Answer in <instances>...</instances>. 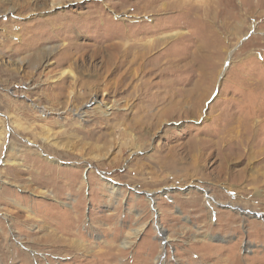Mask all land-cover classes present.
<instances>
[{
  "label": "rangeland",
  "instance_id": "rangeland-1",
  "mask_svg": "<svg viewBox=\"0 0 264 264\" xmlns=\"http://www.w3.org/2000/svg\"><path fill=\"white\" fill-rule=\"evenodd\" d=\"M0 141V264H264V0H0Z\"/></svg>",
  "mask_w": 264,
  "mask_h": 264
},
{
  "label": "bare ground",
  "instance_id": "bare-ground-1",
  "mask_svg": "<svg viewBox=\"0 0 264 264\" xmlns=\"http://www.w3.org/2000/svg\"><path fill=\"white\" fill-rule=\"evenodd\" d=\"M60 4H62V2L61 1H53L52 2V6H58V5H60ZM166 38H162V40H165ZM138 45H140V49H139V51L141 52V53H138V52H136V53H138V56H137V58L139 59V60H141V61H143V64L144 65H147V64H149L150 63V61H151V59H152V57L149 55V53H150V51L151 50H153V42L152 41H148V42H145V43H142V44H138ZM156 45V44H155ZM131 46V45H130ZM135 46V45H134ZM135 48V47H134ZM125 49V48H124ZM130 47L127 49L126 48V50H123V51H121V53L123 54V55H126L128 52H130ZM133 49V48H132ZM137 49H138V46H137ZM157 49V48H156ZM134 50V49H133ZM149 55V56H148ZM48 57V56H47ZM125 58V57H124ZM47 60H48V58H47ZM117 64V63H116ZM122 64H123V62H121V64L119 63V66H118V69L122 66ZM142 64V65H143ZM143 65V66H144ZM109 67H112V64L109 66ZM145 67V66H144ZM117 69V65H116V68H115V70H118ZM109 70H111L110 68H108V71ZM149 73H151V70L149 71ZM154 73V72H153ZM125 75V74H124ZM141 75V74H140ZM107 80V79H106ZM124 81V80H123ZM75 82H78L77 80H75ZM82 84V86H86L87 85V83H85V82H82L81 83ZM142 84V83H141ZM146 86V85H145ZM121 87V86H120ZM84 88V87H83ZM106 88V87H105ZM152 88V87H151ZM151 88H148V87H137V88H135V93H140V98H141V96L142 95H145V99L147 100V99H149L148 100V104H146V106L140 111V112H142L143 114H145L147 117H159V119L160 120H163V121H166V122H168V120H170V119H172V118H175V119H177V118H182V117H184L185 116V112H182L181 110H178L177 108L179 107V109H182V106L180 107V105H185V99L183 98L184 97V91H177L178 92V94H179V96L181 97L182 96V98L180 99V100H178V101H176V100H174V98L171 96V95H169V90L167 89V90H164L163 92H160V93H158V94H151V92H150V89ZM90 89V88H89ZM121 89V88H120ZM166 89V88H165ZM153 91V90H152ZM95 92V91H94ZM172 92V91H171ZM191 92V91H190ZM134 93V92H133ZM185 93H186V91H185ZM196 93V92H195ZM97 94V93H96ZM196 95V94H195ZM201 95V94H200ZM179 97V98H180ZM80 98V97H79ZM84 99H85V97H83ZM144 99V100H145ZM142 100V99H141ZM195 100V99H194ZM128 101V100H127ZM190 101H192V100H190ZM202 101V100H201ZM138 102H139V100H138ZM158 105H168V106H166V107H169L170 106V108L169 109H166L165 111L163 110L160 114H155V113H152L151 112V110H152V108H154V107H156V106H158ZM190 105V104H189ZM140 108V107H139ZM99 109V108H98ZM188 109V108H187ZM192 109V108H191ZM101 111V110H100ZM99 111V113L100 114H102L103 116V118H106L107 116H108V113L106 112V111H101L100 112ZM191 111V110H190ZM98 113V114H99ZM77 116L78 115H80V116H82L83 114H81V113H77L76 114ZM124 115H126V114H124ZM136 115V114H135ZM145 115H144V117H145ZM119 116V115H118ZM134 116V115H133ZM192 116V115H191ZM194 116V115H193ZM123 117V116H122ZM156 117V118H157ZM101 119V120H103L101 117H98V119ZM118 119V118H117ZM153 119V118H152ZM185 119V118H184ZM98 121V120H97ZM119 121V120H118ZM142 121V120H141ZM152 122V121H151ZM99 123V122H98ZM118 123V122H117ZM5 135V134H4ZM3 135V136H4ZM6 136V135H5ZM5 138V137H4ZM3 138V139H4ZM1 142V141H0ZM200 145V144H199ZM202 157V156H201ZM200 157V158H201ZM197 158V157H196ZM190 172H191V170H189ZM190 172H188V173H190ZM195 173V172H194ZM185 176V175H184ZM188 176V175H187ZM190 177V176H189ZM208 192V191H207ZM206 195V194H205ZM149 196H151L150 194H149ZM206 199H207V205H208V207H209V209L214 213V206L215 205H226V203L225 204H223L222 202L220 203V202H218V200L217 201H215V199H213V197L212 196H206ZM150 201H151V204H152V207H154V205H153V201H154V199L153 198H150ZM229 204V203H228ZM230 206V205H229ZM230 208H233V209H238V208H236V207H234V206H230ZM155 211H156V215L155 216H157V215H159V211H157V209H155ZM236 211H238V212H241V214H243V215H246V216H252V215H254V214H252V212H249V211H246V210H241V209H238V210H236ZM158 212V213H157ZM155 214V213H154ZM156 228H157V231L159 232V235H160V237L162 236V239H163V244L164 245H166L168 242H169V239L166 237V232H165V230H164V228H162V227H160L159 225H157L156 224ZM142 230H143V227H141V228H139V229H136V230H134L133 231V236H138L141 232H142ZM122 246L123 247H128V246H130V242H127V241H125V242H123V244H122ZM160 261V258L158 259V262Z\"/></svg>",
  "mask_w": 264,
  "mask_h": 264
}]
</instances>
